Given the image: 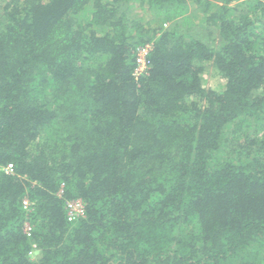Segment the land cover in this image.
Returning <instances> with one entry per match:
<instances>
[{
  "label": "trees",
  "instance_id": "obj_1",
  "mask_svg": "<svg viewBox=\"0 0 264 264\" xmlns=\"http://www.w3.org/2000/svg\"><path fill=\"white\" fill-rule=\"evenodd\" d=\"M0 264H264V0H0Z\"/></svg>",
  "mask_w": 264,
  "mask_h": 264
},
{
  "label": "built area",
  "instance_id": "obj_2",
  "mask_svg": "<svg viewBox=\"0 0 264 264\" xmlns=\"http://www.w3.org/2000/svg\"><path fill=\"white\" fill-rule=\"evenodd\" d=\"M164 27L166 23H163ZM152 52V42L147 41L145 43L138 44L133 53H134V66L131 72L132 77L134 80L139 81L142 77H144L148 70L150 69V54ZM5 172L13 173V164L8 162L3 167ZM63 186L64 183L60 184V188L57 192L59 196L63 194ZM31 203L28 198L24 197L22 199V206L26 211H29L31 207ZM64 208L66 212V217L69 221H74L79 217L84 215L85 206L84 201L81 198H71V199H64ZM23 232L27 235H31V224L29 221H24L23 223ZM31 249L29 250V254L33 255L36 250V244L32 243Z\"/></svg>",
  "mask_w": 264,
  "mask_h": 264
},
{
  "label": "rangeland",
  "instance_id": "obj_3",
  "mask_svg": "<svg viewBox=\"0 0 264 264\" xmlns=\"http://www.w3.org/2000/svg\"><path fill=\"white\" fill-rule=\"evenodd\" d=\"M200 15L203 16L202 13H200ZM204 82L205 86H217L218 84L222 83V79L219 76L218 72L212 66H209L204 73Z\"/></svg>",
  "mask_w": 264,
  "mask_h": 264
}]
</instances>
